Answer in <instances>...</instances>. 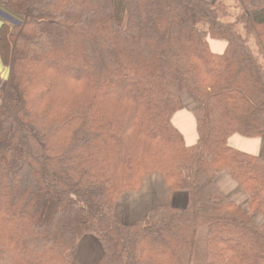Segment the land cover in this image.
I'll return each instance as SVG.
<instances>
[{
  "label": "trees",
  "instance_id": "trees-1",
  "mask_svg": "<svg viewBox=\"0 0 264 264\" xmlns=\"http://www.w3.org/2000/svg\"><path fill=\"white\" fill-rule=\"evenodd\" d=\"M256 1L0 0L23 18L0 27V264H76L87 236L97 264H197L205 229L206 264H264V158L230 145L264 138ZM184 94L193 145L173 123ZM154 176L186 206L123 224L121 199Z\"/></svg>",
  "mask_w": 264,
  "mask_h": 264
},
{
  "label": "crops",
  "instance_id": "crops-1",
  "mask_svg": "<svg viewBox=\"0 0 264 264\" xmlns=\"http://www.w3.org/2000/svg\"><path fill=\"white\" fill-rule=\"evenodd\" d=\"M262 1L264 0H257L256 3L259 4ZM0 13V27L4 24L12 25L14 23H18L23 19L9 12L1 5ZM2 14L13 18L12 22L3 19ZM212 46L213 50L216 52H221L225 48V44L221 43H213ZM7 74L8 70L3 67L0 59V80L2 81V88L5 87ZM177 120L179 126L184 129L185 125H188L190 127H193L194 125V119H192L187 114L180 115L179 119ZM177 128L183 133V131L179 127ZM189 145H193V143ZM230 145L238 149L239 151L264 158V138L251 140L243 138L241 136H234L230 140ZM217 184L229 199L239 204L242 208L248 209L249 200L247 196L243 193L239 185L228 174L221 173L217 178ZM186 204L187 195L185 193H176L171 195L168 187L163 183L162 179L158 176H154L148 178L145 181L141 192L128 194L121 199L116 209V216L123 224L132 225L137 221L144 219L149 211L154 207L161 205H173L175 207L182 208L185 207ZM256 221L258 225H261L263 223V219L261 217H257ZM101 255L102 248L98 240L93 236H87L82 240L80 244L75 263L97 264L101 258Z\"/></svg>",
  "mask_w": 264,
  "mask_h": 264
},
{
  "label": "rangeland",
  "instance_id": "rangeland-1",
  "mask_svg": "<svg viewBox=\"0 0 264 264\" xmlns=\"http://www.w3.org/2000/svg\"><path fill=\"white\" fill-rule=\"evenodd\" d=\"M259 1H261V0H259ZM212 44H213V42H211V45ZM221 44H223V43H221ZM212 48H213V46H212ZM1 83H2V81L0 82V87H1ZM182 103H183L184 109H183V111L179 112L181 114L177 113L174 116L173 123L175 126L179 127L183 131V134L185 135L186 142L188 144H191V143L194 144L197 142V123H196L195 117L193 115V110H192V106L194 105V101L192 100V98L189 94H184L182 96ZM182 114H187L192 119H194L193 127L185 125V129H184V128L179 126L177 119H179L180 115H182ZM206 243H207V229L202 230L199 233L197 249H196V256H195V263H197V264H206V262H205Z\"/></svg>",
  "mask_w": 264,
  "mask_h": 264
},
{
  "label": "built area",
  "instance_id": "built-area-1",
  "mask_svg": "<svg viewBox=\"0 0 264 264\" xmlns=\"http://www.w3.org/2000/svg\"><path fill=\"white\" fill-rule=\"evenodd\" d=\"M0 15H1V13H0ZM2 18L3 19H5L6 21H9V22H12V19L13 18H10L9 16H6V15H4V14H2ZM17 23H14V24H12V25H16Z\"/></svg>",
  "mask_w": 264,
  "mask_h": 264
}]
</instances>
